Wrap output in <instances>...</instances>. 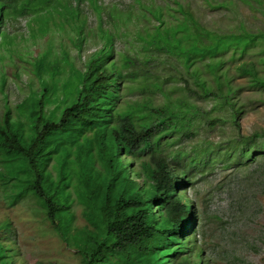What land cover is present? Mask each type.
Wrapping results in <instances>:
<instances>
[{
  "label": "trees",
  "instance_id": "16d2710c",
  "mask_svg": "<svg viewBox=\"0 0 264 264\" xmlns=\"http://www.w3.org/2000/svg\"><path fill=\"white\" fill-rule=\"evenodd\" d=\"M72 1L0 0V24L29 15L31 31L48 33L50 44L35 62L40 93L30 90L13 107L5 97L0 106L1 195L10 203L34 200L82 264H205L189 254L178 255L190 250H185L182 232L187 222L193 230L198 216L185 196L190 177L177 166L183 155L168 151L161 138L187 132L189 114L197 109L187 101L186 89L228 101L231 114L238 115L240 108L230 100L239 87L232 84L227 61L236 62L234 69L251 87L264 90V33L243 27L217 33L178 1L174 10L181 17L144 0L122 7L88 0L96 22L86 34L103 43L78 68L60 42L57 51L52 48L53 31L79 49L85 41L83 0ZM8 37L3 32L0 46L10 42ZM116 38L129 45L115 51ZM253 45L260 47L258 64L243 58ZM49 53L62 55L66 68L61 73L68 75L60 73L59 61L46 62ZM166 56L179 59L183 73ZM46 70L49 76H41ZM178 81L184 84L178 86ZM189 81L201 92L187 86ZM0 82L1 88L4 79ZM168 82L174 85L167 87ZM126 93L137 95L129 99ZM158 94L159 102L154 98ZM50 102L54 107L43 112ZM259 136L264 139V130L251 139ZM245 146L241 142L238 151ZM218 155V150L203 147L185 157L194 167ZM76 204L83 206L82 224L76 223ZM9 224L3 219L0 228L9 230ZM169 237L172 243L165 242ZM7 255L0 239V264H11Z\"/></svg>",
  "mask_w": 264,
  "mask_h": 264
},
{
  "label": "rangeland",
  "instance_id": "374dc122",
  "mask_svg": "<svg viewBox=\"0 0 264 264\" xmlns=\"http://www.w3.org/2000/svg\"><path fill=\"white\" fill-rule=\"evenodd\" d=\"M87 1L83 0L81 4L87 16L86 38L82 48L74 46L66 35L59 36L57 31H53L52 36L56 44L60 42L65 47L78 68L103 43L101 38L86 34L87 28H93L96 22L95 13ZM144 1H147L145 5L168 7L170 13L181 17L174 10L177 8L175 1H178L193 13L201 25L217 33L238 32L240 27L252 33H264V0H210L213 5L207 0V4L204 0ZM72 2L75 3L74 0ZM97 3L103 6L114 3L119 7L133 4L132 0H97ZM133 11L137 13L139 9L134 7ZM104 13L103 18L106 19ZM145 14L150 16L147 12ZM27 17L31 18L29 15ZM132 28L133 23H129L128 29ZM5 29L9 34L7 41L10 42L0 46V80L5 79L0 88V106L6 97L13 107L30 90L40 93L42 87L35 62L39 56L43 57L42 52L50 44L48 33L29 31L24 15L18 16L12 24H6ZM56 44L52 45L55 51L58 50ZM127 45L124 38L115 39V51ZM257 45L251 46L243 58L258 64L260 47L258 49ZM227 54L224 56L227 57ZM114 56L117 57V53ZM166 59L173 66L178 65L177 69L183 73L179 59L170 56H166ZM45 60L52 63L59 61L60 73L66 68L65 60L58 53H49ZM234 63L227 61L225 66L232 84L239 87L236 96L230 100L240 108L238 115L235 117L231 114L228 101L222 102L210 95L200 97L186 89L184 94L187 101L197 110L189 114L191 120L186 133L172 132L161 138V144L168 151L183 155L180 157L181 164L177 166L190 177L185 193L199 218L195 234L185 232L184 235L187 239L194 238L195 249L201 250V258L208 264H264V139L262 136L256 137L254 143L251 139L254 132L264 130V90L251 87L245 76L237 74ZM49 64L46 65L51 68ZM203 72L207 80H212L205 69ZM65 73L68 75L67 71L61 74ZM48 76L49 73H45V77ZM30 82L32 85H29ZM182 84L183 81L176 83L178 86ZM173 85V82H168L167 87ZM187 86L201 92L191 81ZM136 95L125 94L129 99ZM159 97L158 94L154 98L159 102ZM54 105L50 102L42 107V111L52 109ZM243 141L247 146L243 152H239L238 147ZM203 147L218 150L219 155L190 167L185 156L193 155L195 150ZM34 202L20 198L10 203L0 193V221L4 218L10 221V230L6 232L0 229V235L16 251L11 258L13 264H82L75 248L67 244ZM82 207L80 204L74 205L77 224L85 222L80 215Z\"/></svg>",
  "mask_w": 264,
  "mask_h": 264
},
{
  "label": "clouds",
  "instance_id": "9594fccd",
  "mask_svg": "<svg viewBox=\"0 0 264 264\" xmlns=\"http://www.w3.org/2000/svg\"><path fill=\"white\" fill-rule=\"evenodd\" d=\"M26 18H27V22H28V29H29V31H31V29H30V27L29 26H32L33 25V22L31 21L32 19L31 18H29V17H27L28 15H24ZM12 20L13 19H9V20H5L2 24H0V39H1V36H2V34H3V32H5V33H7L6 32V29H5V25L6 24H8V25H10V24H12ZM13 21H16V20H13ZM38 25V24H37ZM36 25V26H37ZM52 28H56V27H53L52 26ZM37 31V30H36ZM37 32H39V31H37ZM8 34V33H7ZM9 35V34H8ZM6 39H8V38H6ZM53 39V38H52ZM1 41V40H0ZM53 44H56L55 43V40H54V42L52 43V45ZM57 45V47H58V49L60 48V44L58 43V44H56ZM53 50H55V49H53ZM49 70H46V71H42L41 72V76H44L45 77V73H47ZM37 76H38V78H39V75H38V73H37ZM4 79V78H3ZM4 81H5V79H4ZM136 180L137 181H141V178L140 177H137L136 178ZM187 186V185H186ZM186 190V189H185ZM185 196L187 197V199H189L188 198V196L186 195V193H185ZM190 201H191V199H189ZM192 203V202H191ZM36 205H37V203H36ZM38 206V205H37ZM191 206H192V208H193V211H195V209H194V207H193V205L191 204ZM153 207L156 209V211H157V206L154 204L153 205ZM41 210V209H40ZM42 213V212H41ZM43 214V213H42ZM195 215L196 216H198L197 215V212L195 211ZM4 219H7V218H4ZM3 220V219H2ZM8 220V222L10 223V221H9V219H7ZM198 222H199V218H197V224H198ZM191 222H187V227H186V225H185V229H184V231L182 232L183 233V239H182V242H184V244H185V246H186V249L185 250H187L188 249V247L187 246H189V248H190V250L189 251H185L184 253H182V252H179V256H182V255H186V254H189V255H191V258L192 259H195V260H203V261H205L206 263L205 264H208V262L206 261V260H204V258H201V250L199 249V248H197V249H195L196 248V246H195V243H194V238H190V239H187V238H185V235H184V233L185 232H190V235H192V234H195V229H196V227H197V225L196 226H194V228H193V230H189L190 228H191V224H190ZM10 225V224H9ZM0 229H3V228H0ZM9 230H10V226H9ZM9 230H5L6 232L7 231H9ZM0 239L2 240V242L4 243V245L6 246V248H7V256H6V259H8L10 262H11V264H13L14 262H13V260L11 259L12 257H13V255H15V249H14V247L11 245V243L10 242H5L3 239H4V237H2L1 235H0ZM170 240H171V238L169 237L168 239H166V241L165 242H169V243H172V242H170ZM183 244V245H184ZM69 245V244H68ZM72 246V245H71ZM11 249V251L9 252V249ZM200 252V256L199 257H197L196 255H195V253L196 252ZM169 257H170V259H172L173 257H172V255H169Z\"/></svg>",
  "mask_w": 264,
  "mask_h": 264
}]
</instances>
